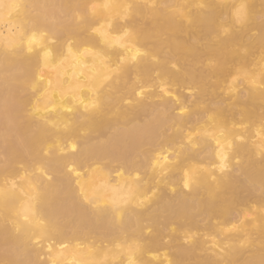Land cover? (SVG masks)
<instances>
[{
    "label": "bare ground",
    "instance_id": "obj_1",
    "mask_svg": "<svg viewBox=\"0 0 264 264\" xmlns=\"http://www.w3.org/2000/svg\"><path fill=\"white\" fill-rule=\"evenodd\" d=\"M0 264H264V0H0Z\"/></svg>",
    "mask_w": 264,
    "mask_h": 264
},
{
    "label": "rangeland",
    "instance_id": "obj_2",
    "mask_svg": "<svg viewBox=\"0 0 264 264\" xmlns=\"http://www.w3.org/2000/svg\"><path fill=\"white\" fill-rule=\"evenodd\" d=\"M240 74H241V75H240ZM240 74H239L240 76H239V75H237V76L240 78L239 81L243 82V81H242V79H244V78L242 77V74H243V73H240ZM244 75H245V74H243V76H244Z\"/></svg>",
    "mask_w": 264,
    "mask_h": 264
}]
</instances>
